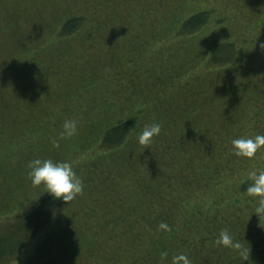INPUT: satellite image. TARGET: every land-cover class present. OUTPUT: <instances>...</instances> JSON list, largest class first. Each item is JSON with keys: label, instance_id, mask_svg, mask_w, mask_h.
<instances>
[{"label": "trees", "instance_id": "16d2710c", "mask_svg": "<svg viewBox=\"0 0 264 264\" xmlns=\"http://www.w3.org/2000/svg\"><path fill=\"white\" fill-rule=\"evenodd\" d=\"M74 1L80 6L66 5L68 13L53 26L35 24L47 31L30 45L21 26L3 32L19 11L0 0V95L5 80L13 98L27 86L52 100L53 112L41 115V130L31 137L45 144L54 136L67 143L74 136L58 135L65 119L85 125L83 144L67 160L91 188L64 201L43 187L12 204L13 211L0 217V264L22 258L28 264H172L180 252L192 264H264V214L259 218L253 211L255 199L245 191L247 172L264 168V146L253 157L231 150L232 137L264 132V0H237L224 12L214 5L186 12L182 4L157 2L128 18L114 10L118 0ZM62 2L52 1L55 8ZM158 5L170 9L162 13ZM233 9L238 14L229 15ZM36 13L43 16L41 8ZM221 27L222 37L205 53L192 59L183 51L181 43ZM154 36L163 43L153 45ZM168 43L181 46L167 54ZM76 44L85 55H70ZM102 56L117 62V71L99 70ZM12 101L0 106L6 144L0 165L11 162L7 172L0 167L4 184L28 173L34 151L22 135L4 132L6 110H19ZM82 101L95 105L100 129L94 134L90 129L97 123ZM36 107L46 105L38 101ZM153 120L161 129L145 146L138 135ZM22 152L24 161L15 165ZM222 228L241 248L215 242ZM162 251L168 255L161 257Z\"/></svg>", "mask_w": 264, "mask_h": 264}, {"label": "rangeland", "instance_id": "374dc122", "mask_svg": "<svg viewBox=\"0 0 264 264\" xmlns=\"http://www.w3.org/2000/svg\"><path fill=\"white\" fill-rule=\"evenodd\" d=\"M8 4H17L16 7H14V9H17L19 11V15H13L10 23L7 24L4 28H2L3 32H10L11 30L14 31L16 30V28L18 29L20 26L24 29L28 31V36L27 38L25 37V39L30 43V45H36L38 43H40L42 40V33L45 30H41L38 28H35V24L38 23L39 25H41L43 23V21H46V25L47 24H51L52 26L54 25V19L60 18L62 17L64 14L68 13L69 7L72 8V5L69 6L71 3L75 6V7H79L80 4L77 3L74 0H67L66 3L62 2L63 0H6ZM19 1L24 2V4L22 3H18ZM56 3L57 1L62 2L64 7H57L55 8L53 3ZM78 2L82 3V0H77ZM118 5L117 8H114L115 11H117V14H122L126 13L127 16L126 18L129 17V14L131 15L130 17H134V15L136 14H140L143 11V7L149 5L150 3H157V2H165V4H171V3H176L175 4V8H178L180 6V4H182L183 9L187 10L186 12H190L193 11L195 9L201 8V6H210V5H214L215 8H218L220 10V12H224V8L228 6L227 10H231L230 8H232L233 5L238 4L239 1L237 0H118ZM27 5V7H26ZM68 5L69 7L65 8V6ZM158 7L161 9L162 13L165 12L166 10L170 9V7H163L162 5H158ZM29 8H31V12H33L32 14H30ZM37 8H41L42 9V15L43 16H39L38 13H36ZM264 9V6L261 8ZM258 9L257 11L261 10ZM39 12V10H38ZM233 12L235 14H238V12L236 10H232V13H229L233 15ZM46 14V16L44 15ZM240 14V13H239ZM123 15V14H122ZM20 20L19 24L17 23V20ZM126 18L124 20V23L126 21ZM230 19V17H228ZM234 22H235V18L234 16H232ZM249 20H245V22L248 23ZM56 23V22H55ZM229 28V22L226 24ZM226 26V27H227ZM156 27L153 26L150 30V33L153 34V32L155 31ZM225 27H221L219 29H214L211 32L208 33H203L200 37L194 39L193 41H187V42H183L181 43V45L176 44V43H168V46H166V50L165 53L167 54H171L174 52H177L178 49L176 48L177 46H181L183 51L187 52L189 57L192 59H195V55L197 53H199L200 51H202L203 53H205L207 50L206 48L208 47V45L212 42H215L217 39L222 37V34L224 32ZM39 30V31H38ZM47 31V30H45ZM240 31V30H239ZM255 34V33H254ZM154 36V38H152V44L154 45H159L162 44L163 41L161 38H156ZM38 39V40H37ZM121 38L116 39L114 42L117 44L119 43ZM212 45V44H211ZM82 46H80L81 48ZM127 48L132 47L131 45H126ZM78 51V44L74 45L71 48V53L70 55L73 54L77 55V54H84L86 53L84 47H82L80 52ZM164 51V50H162ZM184 53V52H183ZM4 62V61H3ZM61 67L62 65L66 62V59H61L59 61ZM79 67L81 65V61L80 64L78 63ZM107 67H110V69L113 71H117V62L112 61L111 59H105L104 56L100 57V68L101 69H106ZM241 70L243 71V75H245L246 72V65H241ZM75 72V71H74ZM73 72V73H74ZM0 78H1V73H0ZM80 80V77L77 79V81ZM76 81V82H77ZM88 81V82H87ZM87 83H89V80L87 78ZM9 88L10 84L9 82L7 83V81H3V85H2V89H1V95L2 97H5V99L0 98V106H3V108L5 109V104H6V100L8 101V98H12V107H17L19 108V110L15 111L14 108L12 111H8L6 110V114L5 117L3 118V120L1 121V125L4 129V132L11 136V135H22V138H19L22 143H27L29 145H31V147L34 149L32 155L33 158L36 156H39L41 158H45V157H51L53 160H67L70 157V153L74 154L77 152L79 146L82 143V140L80 138V134L86 133L87 129L85 127V125L81 124V121H77L79 123H77V131L74 134V136L69 140V142H61L59 139H56L55 136L52 138H49V140L52 141H48L45 142L41 141L39 138L38 140H36L35 138L31 139V137H33L36 133H39L41 130V127L39 126L40 122H42L41 118L44 116L41 115H49L50 112H53V105H52V100L47 99L43 94H39L36 95L34 93H32L27 86L25 87H21L20 91L17 92V95H15V97L13 98V95L10 94L9 92ZM63 87H59V88H55L54 90L56 92H60L62 90ZM8 92L5 94L4 91ZM25 94V95H23ZM0 95V96H1ZM90 95H93L92 93H90ZM19 96V97H17ZM119 97V96H116ZM115 97V99H116ZM114 99V100H115ZM38 101H42L46 107H42V109H40V107H36V109L34 108L36 106V104L38 103ZM83 102V108L82 110H84L85 114H87L86 116H88V118H90L93 114L94 111V103H92L91 101H82ZM110 114H113V112H110ZM97 116H95L93 114V116L91 117V119H93L95 121ZM100 117V116H99ZM101 118V117H100ZM101 121H104V118L101 119ZM97 124L94 125L93 127H91L90 130L93 131V134L96 133L99 129H100V124L99 121H95ZM148 121H146L145 123H143V126L147 125ZM87 128H89V124H87ZM89 130V133H90ZM0 133L1 130H0ZM89 138H88V142H93V140H95V136L96 135H92L91 133L88 134ZM53 139L57 140L58 143H53ZM1 144L6 145L4 143H2V138H1V134H0V155H4V151L5 150V146L2 148ZM8 144V143H7ZM10 145V144H9ZM8 145V146H9ZM53 146L55 148H53ZM46 152L45 154H42V152ZM61 153L64 155L61 156ZM25 159V154L24 152H22V154L16 156L15 159H13V163L16 165L18 162L21 163L23 162ZM9 159H6V162L3 166L0 165V167L4 170H6L5 172H7L8 168H10L11 162L8 161ZM5 177L2 175V173L0 174V217L13 211V206L15 205V203H18V200L22 199V198H26L30 195H33L37 192H39L41 190V188L45 187V185L43 183L39 184V185H33L31 183V179L28 176V174L24 173L23 176H19L17 177L18 182H13L11 183L9 180L6 181V183L4 184L3 182L5 181ZM91 188L89 187L88 183H83V190L82 192H80V196H85L87 192H90ZM9 194V200L10 202L7 203L3 200V198ZM81 198V197H80ZM80 200H78L79 202ZM14 204V205H12ZM77 207H79L78 204H75ZM74 208V207H73ZM63 227H59V229H61ZM61 232V231H60ZM59 232V233H60ZM27 262V263H26ZM11 264H28V258H22L21 260H17V261H13V263Z\"/></svg>", "mask_w": 264, "mask_h": 264}, {"label": "clouds", "instance_id": "9594fccd", "mask_svg": "<svg viewBox=\"0 0 264 264\" xmlns=\"http://www.w3.org/2000/svg\"><path fill=\"white\" fill-rule=\"evenodd\" d=\"M264 47V42H261ZM60 137H71L77 131V121L75 119H65L61 125ZM161 124L153 120L150 124L143 127L138 135V142L149 146L155 135H158ZM53 143H58L53 139ZM231 150L237 155L253 157L257 149L264 146V132L252 135H240L231 138ZM28 176L33 185L43 183L46 190L54 197L71 201L76 194L82 192V178L77 175L70 160H53L51 157L41 158L36 156L27 161ZM245 178H250L251 183L247 185L245 191L255 199L253 211L259 215L264 214V168H253L247 172ZM243 182V181H242ZM252 211V212H253ZM161 227L167 228V224L161 222ZM217 244L229 247L241 248L239 241L234 240L227 228H222L216 237ZM161 257H166V251L161 252ZM172 264H192L188 255L184 252L177 253L171 257Z\"/></svg>", "mask_w": 264, "mask_h": 264}]
</instances>
